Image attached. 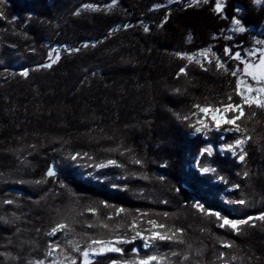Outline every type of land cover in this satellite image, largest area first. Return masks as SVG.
Returning a JSON list of instances; mask_svg holds the SVG:
<instances>
[{
    "label": "trees",
    "instance_id": "16d2710c",
    "mask_svg": "<svg viewBox=\"0 0 264 264\" xmlns=\"http://www.w3.org/2000/svg\"><path fill=\"white\" fill-rule=\"evenodd\" d=\"M172 2L0 0V59L23 35L24 47H55L58 55L51 67L41 61L27 76L0 78V264H84L93 240H111L123 252L88 264H133L148 255L160 258L151 264H264V220L236 231L193 207L242 218L264 213V109L244 105L243 133L235 136L247 137L243 162L229 153L200 157L207 140L190 135L196 105L242 104L238 76L264 50L257 43L264 8L253 0H224L219 11L216 0ZM36 17L40 32L28 23ZM234 20L244 31H232ZM226 46L241 60L224 56ZM205 49L210 61L199 60ZM109 160L116 165L93 175L80 170ZM207 165L217 172L201 173ZM234 185L229 199L244 205L217 199ZM138 209L172 240L148 249L140 240L116 243L131 239ZM58 223L69 227L49 236Z\"/></svg>",
    "mask_w": 264,
    "mask_h": 264
},
{
    "label": "snow or ice",
    "instance_id": "6c2138e0",
    "mask_svg": "<svg viewBox=\"0 0 264 264\" xmlns=\"http://www.w3.org/2000/svg\"><path fill=\"white\" fill-rule=\"evenodd\" d=\"M116 0H113V3H115ZM262 0H256V3H261ZM222 5L219 2V0H216V9L219 11L221 9ZM233 23L235 24H239V20H234ZM145 31H148V28L145 27L144 29ZM238 31H244L243 27H240L237 29ZM258 44L264 45V40L258 41ZM72 51H78V49H72ZM209 52L208 49H205L203 53H201V55H205ZM177 55H182L181 53H177ZM213 55H215L213 53ZM248 55H254L253 52L249 51ZM224 56L229 57L231 59H234L236 61H240L241 60V53L239 51L237 52H233V50L230 47H225L224 48ZM58 58V57H57ZM188 59L191 61L192 57H188ZM55 61H53L54 63ZM43 67H51V64H46V65H42ZM216 68L217 69H224L225 71H227V68L225 66L224 63L217 61L216 63ZM244 71L246 74L250 75L252 77L253 80H258L259 82H264V50L260 51V58H259V67L258 69L255 68L253 65L251 64H245L244 67ZM180 73H185V68H181L180 69ZM21 75L23 76H27L28 75V71L24 70L21 72ZM233 76L237 75L236 71L232 72ZM240 86H241V82L238 81L236 88L238 91V94L242 95V104H233L231 102L222 105V110L221 108H212L211 106H204L201 107L200 105H196L195 107L199 109V111L201 113L205 114V117H208L210 114V118L211 120L214 122L215 124V131L216 132H220L221 129V125L222 124H231V125H235V128H229V129H225L226 132H237L240 133L243 131V129L240 128V126L236 123L237 120H239L241 118V116H243V105L244 104H252L255 103L261 107H264V101H262L261 99H259V97L256 98H250V97H246L243 96L242 93L239 92L240 90ZM179 91V90H177ZM248 92H253L256 91L258 93H262L264 94V87H260L258 89H253L251 85L248 86L247 88ZM229 101H231V96H229ZM229 112H234V113H239V115H233L231 118H228V113ZM179 118V117H178ZM184 119H188L187 117H184ZM197 124H199L200 126H196L195 127V133H204L205 136L208 135L209 131H213V129L209 128V125L205 122L204 118H201L197 121ZM190 126H194V125H190ZM247 139V137L245 138H236L233 143H224L220 146L219 151L221 154H223L224 152H230L231 155L233 157H237L238 156V160L240 162H243L245 159V154H240L238 155L237 152V148H239L240 152L243 153V145L245 143V140ZM205 154L207 155V157H212L214 154V149L213 146L211 144H208L207 147H203L200 149L199 152V156L200 157H204ZM79 154H77L76 156H72L71 158L73 160H76ZM84 155H87V153H85ZM136 163H141V161L136 160ZM199 163V161H197ZM116 161L115 160H109L107 161V164L104 163H100V164H96L95 167L97 169H102L107 167L108 165H116ZM201 171L203 173H215L217 172V169L214 167H202ZM47 176L49 177H53L56 175V172L53 168H48L47 170ZM245 176H247V173H244ZM147 177H145L146 179ZM161 179H163V177H161ZM220 180L224 181L223 177H220ZM225 183H227V181H224ZM63 187V185H62ZM115 187V185H114ZM236 188H239V185H234L233 188L231 190H235ZM6 203H12V201H6ZM229 203H235L238 205H244L245 204V200L240 199V200H236V201H229ZM194 208L199 209L200 211L204 212L206 211L204 208V205L197 202L195 204H193ZM119 211H124L123 209H119ZM211 215H214L218 220L222 221V223L218 224V227L220 228H225L228 227L231 230H236L238 231V226L240 225H245V224H249L252 221V217H247L245 219H230L228 216L225 215H221V213L219 211H215L210 213ZM165 216H167V213H164ZM258 219L260 220H264V213H261L258 217ZM148 223L150 225H152V229L149 231L148 235H144L143 232L141 231H136L135 230V225H133V230L135 232L134 235L131 236V239H118L116 241V243H120V244H124V243H132L134 241H136L138 238L142 241V247L144 249H148L149 247H152L156 244L157 241H169L172 240V236L168 235L167 233H162L161 231H158L157 229H163L165 228V225L163 224H157V222L155 220H149ZM69 226L64 224V223H58L55 227L52 228L51 232L48 233L49 236H53L57 233L58 230H62L65 228H68ZM105 227H107V225H105ZM170 231V230H169ZM179 231V230H177ZM71 243V242H70ZM105 243H108L109 246L107 247H101V249L99 251H97L93 246L94 245H104ZM230 246V245H228ZM89 249L92 250V254L93 255H102L105 252H117V253H122L123 249L120 247H116L113 244H111V242H103V241H95L93 240L92 244L89 245ZM76 251H80L79 248L76 249ZM134 252H138L139 249L134 248L133 249ZM89 250L85 249L83 252V257H84V264H88V258H89ZM173 255H175V253H173ZM160 259L158 256L156 255H148L143 259H140L138 262H133V264H151V262L156 261ZM233 259H236L235 257H233ZM75 264V262H74ZM112 264H117V261H112Z\"/></svg>",
    "mask_w": 264,
    "mask_h": 264
},
{
    "label": "rangeland",
    "instance_id": "374dc122",
    "mask_svg": "<svg viewBox=\"0 0 264 264\" xmlns=\"http://www.w3.org/2000/svg\"><path fill=\"white\" fill-rule=\"evenodd\" d=\"M162 1H164V0H149V2H151V3H157L158 2V4L161 3ZM172 1H173L172 4H175V3H178V2H183L184 0H172ZM223 1L224 0H219V2L221 3L222 7L224 5ZM253 4H254V8L257 11L261 10L262 8H264V0H262L261 3H256V0H253ZM222 7H221V9H222ZM28 23L30 25L31 30L40 32L39 30L41 29L40 26H41V23H42V19L40 17H36L34 20L29 21ZM261 25H263V27H264V23H262ZM240 27H243L241 22L239 24H235V23L232 22V31L241 32V31L237 30ZM252 29H253V27H252ZM260 29H258V30H260ZM41 35H40L41 37H44L43 34H41ZM20 38L21 39H20V41L17 42V44H15V45L9 44L8 45V47H7V51L8 52L4 56L5 59H0V78L9 75L12 72H16V71H20V70L21 71L28 70V67H31V66L32 67H36V66H38L37 64L41 63V61L45 62V60H49V61H46L45 63L44 62L41 63V65H43V64L46 65V64L53 63V61H55L57 59L58 55H57L55 47H50L47 50L44 49V48L39 47L40 49H38L37 52H34V51H32L31 48H29L27 46L24 47V45L21 44L23 42H26L28 37L23 35ZM201 53H203V52H201ZM201 53L198 54L199 60H201V61H210L209 53H207L205 55H201ZM254 67L258 69L259 63L257 65H255ZM238 81L241 82V86H240L239 92L242 93L243 96L250 97V98L259 97V99L264 101V94L258 93L256 91H253V92H248L247 91V88H248L249 85H251L253 89H258L260 87H264V82H259L258 80H253L250 75L245 73V71L240 73V75L238 76ZM240 96L242 97L241 94H240ZM244 105H246V106L254 105V106H257V107H260V108L264 109V107H261V106L255 104V103L244 104ZM244 105H243V113L244 114L236 122L238 125H239V121L244 117L245 112H246L245 109H244ZM201 107H204V106H201ZM211 107L212 108H221V110H222V106H211ZM194 113L195 114L192 115V119H193V124L192 125H194V126L191 127L190 135L195 136V135L201 134L203 136V138L207 140L206 145L208 146V144H211L213 146L214 152H219L220 153L219 148L224 143H233V141H234L233 139L234 138L230 137L229 140H226L227 136H230V135L233 136L234 135V137H235L236 134H242L243 133V131L240 132V133H237L235 131L226 132L225 129H229V128H233L234 129L235 128V125H231V124H222L220 132H216L214 130L215 129V124L211 120L210 114H209L208 117H205V114L201 113L198 108H196ZM233 115H239V113L229 112L228 113V118H231ZM201 118H204L205 122L209 125V128L213 129V131H209L208 132L207 136H205L204 133H195V127L196 126H200L199 124H197V121L199 119H201ZM240 128H241V126H240ZM212 138H213V140H212ZM242 138H244V137H242ZM231 140H233V141H231ZM245 144H246V140H245V143L243 145V153H241L239 148H237L238 155L244 154ZM226 153L230 154V158L231 159H236L237 162H240L238 160V156L237 157H233L230 152H224L223 154H226ZM197 161H198V159H197ZM197 161H196V163H197ZM206 167H211V166L207 165ZM80 170L86 175H93V174L97 173L100 169L94 168L91 164H86V162H84V164L81 165ZM201 173H203V172L201 171ZM204 174L214 175L215 173H211L210 172V173H204ZM214 182L221 183L220 177H216L214 179ZM232 188L233 187H227L226 186L224 191H222L220 193H217V199L221 200L227 206H230L232 204V203H229V201H232V200H230L229 196H228V193L233 191V190H231ZM215 211H219L221 213V215H224V213L222 211L216 210V209L206 210L205 212L212 213V212H215ZM259 215L260 214H258V215L257 214L256 215H249L247 217H252L253 218L252 221L250 222V223L253 224L254 220L258 219L257 217ZM228 217L230 219H245V218H247V217L242 218V217H231V216H228ZM149 220H155V219H153L147 211H143V210H139L138 209L137 215H135L132 218L130 225H128V230L130 231V234H132V235L135 234V232L133 230V227H132L133 225H135V230L136 231H141V232H143L144 235H148L149 231L152 229V225H150L148 223ZM218 222L222 223V221H220V220H218ZM157 224H158V222H157ZM241 226H243V225L238 226V229ZM157 230L161 231L162 233H164L162 231V229H157ZM137 240H140V239L138 238ZM114 241H117V240H114ZM103 242H111V244L114 245V243L111 240L110 241H103ZM107 246H109L108 243H105L104 245L97 244V245H94V248L97 251H99L101 249V247H107ZM89 253L90 254H89L88 260L95 259L96 257L99 256V255H93L92 254V250H89ZM39 264H42V263H39ZM47 264H60V263L57 262V261H53V262H50V263H47Z\"/></svg>",
    "mask_w": 264,
    "mask_h": 264
}]
</instances>
